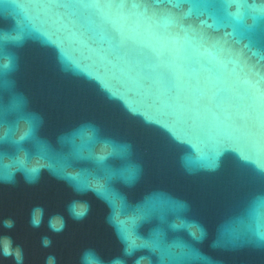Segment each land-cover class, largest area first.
I'll list each match as a JSON object with an SVG mask.
<instances>
[{
    "label": "water",
    "instance_id": "water-1",
    "mask_svg": "<svg viewBox=\"0 0 264 264\" xmlns=\"http://www.w3.org/2000/svg\"><path fill=\"white\" fill-rule=\"evenodd\" d=\"M0 134V264H264V0H0Z\"/></svg>",
    "mask_w": 264,
    "mask_h": 264
},
{
    "label": "snow or ice",
    "instance_id": "snow-or-ice-1",
    "mask_svg": "<svg viewBox=\"0 0 264 264\" xmlns=\"http://www.w3.org/2000/svg\"><path fill=\"white\" fill-rule=\"evenodd\" d=\"M151 2L152 3H159V2H161V0H151ZM97 6H99V4H97ZM121 6H123V3H121ZM134 6H139V5H134ZM142 15H145V14L142 13ZM146 23H147V31L150 34H152L153 28L156 26L155 22L153 21V19L150 16L146 15ZM230 35L231 34H225V36H223V37L214 38L205 32H202L200 30H195L194 39L196 40L199 49L202 50L203 52L208 53L209 55H212V53L216 54L217 52H219V53L227 52V53L231 54L229 52L228 47H227L228 36H230ZM155 38L161 42H163V40L165 39V37L162 35H155ZM244 82L248 84L247 81H244ZM133 111H136V110L133 109ZM149 122L151 123L152 121H149ZM163 127H165L169 131V133L173 136V138L175 140H177L178 142H183L185 140H188L185 137L177 134L171 126L164 124ZM25 134H28V133H25ZM0 135H2V134H0ZM97 158L101 161L104 160L103 156H99ZM260 171L262 173H264V167H261ZM4 252L8 253V247L7 246H5ZM17 255L19 257V254H17Z\"/></svg>",
    "mask_w": 264,
    "mask_h": 264
},
{
    "label": "clouds",
    "instance_id": "clouds-1",
    "mask_svg": "<svg viewBox=\"0 0 264 264\" xmlns=\"http://www.w3.org/2000/svg\"><path fill=\"white\" fill-rule=\"evenodd\" d=\"M7 226H11L10 224H8ZM9 253H5V255H8Z\"/></svg>",
    "mask_w": 264,
    "mask_h": 264
}]
</instances>
